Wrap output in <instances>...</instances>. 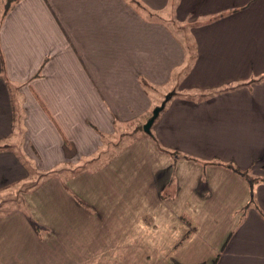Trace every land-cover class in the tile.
I'll return each mask as SVG.
<instances>
[{"label": "crops", "instance_id": "1", "mask_svg": "<svg viewBox=\"0 0 264 264\" xmlns=\"http://www.w3.org/2000/svg\"><path fill=\"white\" fill-rule=\"evenodd\" d=\"M137 1L1 14L0 192L83 171L22 191L41 235L0 213V264H264V0Z\"/></svg>", "mask_w": 264, "mask_h": 264}, {"label": "rangeland", "instance_id": "2", "mask_svg": "<svg viewBox=\"0 0 264 264\" xmlns=\"http://www.w3.org/2000/svg\"><path fill=\"white\" fill-rule=\"evenodd\" d=\"M13 1H16V0H0V16H1V14L4 12V6H6L7 4H9V3H12ZM170 20L171 19H169L168 20V22L167 23H169L170 22ZM184 25V24H183ZM181 26V23H172V22H170L169 23V26L171 27V30H173V32L174 33H177V34H179L180 33V31L181 32H183V35L184 36H186L187 37V40H188V35H189V33H188V31H187V27L186 26ZM178 27H182L181 29H177ZM184 29V31H182ZM11 92V95L13 96V98H14V93H12V91H10ZM167 92H168V90H167ZM164 94H166L165 92H164ZM162 99H166V95L164 96H162L161 97ZM162 104V102L160 103V105ZM152 111H153V109H152ZM152 111L149 113V115H148V118L151 116V114H152ZM147 118V119H148ZM17 135H18V132L16 131V130H14V132H13V134H12V138L11 137H9V138H7V139H3V140H0V150H2V149H11V153H13V154H15L16 156H18V158H19V160L20 161H22V162H20L22 165H24L25 167H26V169L27 170H29V171H31V168H30V162L28 161V159L26 158V156H25V154L23 153V151H22V148H21V145L19 144V140H15V138L17 137ZM125 139V138H124ZM15 140V141H14ZM118 143L120 142V141H117ZM6 146H10V147H6ZM119 148V149H118ZM107 149H110L111 151H113V153H115L116 152V150H120L121 149V147H107ZM117 151V152H118ZM108 154H110V153H108L107 151H101V153L99 152V153H97V157L95 156V158H94V161L96 162V160H102L103 158L105 159L106 158V156L108 155ZM15 156V157H16ZM169 159L171 160V161H173V156H171V155H169ZM4 163H6L7 165H9V160H10V158H3V159H1ZM97 162H99V161H97ZM100 162H102V161H100ZM81 164V163H80ZM95 164L96 163H92V164H89V165H87L86 166V169H89V168H93V169H95L96 167H93V166H95ZM174 164V163H173ZM82 165V164H81ZM79 166V165H78ZM81 171H83V170H81ZM81 171H79V168H77V165H75V166H71V167H67V166H65V167H63V168H61V170H60V174H59V176L61 177V174L63 173V174H66V175H68V176H73V174H75V172H81ZM41 173H42V171H40V173H38V174H36V177L38 178L39 177V181H41L42 182V180L41 179H44L45 177L44 176H42L41 175ZM249 175V174H248ZM249 177H250V175H249ZM251 178V177H250ZM249 178V179H250ZM34 179H36V178H34ZM46 179V178H45ZM27 181V180H26ZM24 182L23 184V190L24 191H26V190H28V189H30L31 187H32V184H34L35 182L33 181V180H30L31 181V186L29 185V183H27V182ZM38 181V182H39ZM247 182H248V184L250 185V183H249V181L247 180ZM23 190H20V192H18V193H13V192H11L10 190H6V191H2V192H0V213H2V212H4L5 210H7V209H9V208H11V207H16V208H19L22 212H24L25 213V215H26V217L29 215V213H30V211L28 210V208L26 207V204H25V197L23 196V194H22V191ZM8 191V192H7ZM5 192H7L6 194H3V193H5ZM30 193H31V191H30ZM161 197V196H160ZM88 211H90V212H92V213H94L93 212V209L92 208H86ZM31 214V213H30ZM32 215V214H31ZM30 215V216H31ZM181 221V220H180ZM181 222H184V219L181 221ZM37 224H39V223H37ZM35 231H36V233L37 234H39V235H41V233L43 232V231H38V230H36L35 229Z\"/></svg>", "mask_w": 264, "mask_h": 264}, {"label": "trees", "instance_id": "3", "mask_svg": "<svg viewBox=\"0 0 264 264\" xmlns=\"http://www.w3.org/2000/svg\"><path fill=\"white\" fill-rule=\"evenodd\" d=\"M131 2H133L134 4H139V2L137 1V0H130ZM15 1H13L12 3H9V4H7L6 6H4V12L6 13L8 10H9V8H10V6H12L13 5V3H14ZM262 78H264V75H263V77H261V78H259V79H262ZM254 81H257V79H253V80H251L250 82H254ZM172 95V93H168L167 94V96H166V98L167 99H162V103H163V107L165 106V104H166V101L170 98V96ZM163 107H162V109H163ZM161 109V110H162ZM160 110V111H161ZM147 135H151V131L150 132H148V133H146ZM168 154L169 155H171V156H177L178 158H183L184 156L183 155H180L179 153H177V152H170V151H168ZM184 158H186V157H184ZM81 164H83V162L81 163ZM228 166V168H230L231 170H233L234 172H237V173H239L240 175H242L246 180H248L249 181V183H252L253 182V179L252 178H250L249 177V175L247 174V172H242V171H240L238 168H236V167H234V166H232V165H230V164H228L227 165ZM58 174H60V170L59 169H57V168H55V169H52V170H48V171H43L42 173H41V175L42 176H44V177H55V176H58ZM250 178V179H249ZM40 179L38 178V180L36 181V183H34V185L32 184V186H36V185H38V181H39ZM31 214L29 213V215L27 216V219L29 220V222L31 223V225L33 226V228L34 229H36V230H38V231H42L43 229H42V227H40L38 224H37V222H36V220L33 218V216L31 215ZM174 264H177V263H174Z\"/></svg>", "mask_w": 264, "mask_h": 264}, {"label": "water", "instance_id": "4", "mask_svg": "<svg viewBox=\"0 0 264 264\" xmlns=\"http://www.w3.org/2000/svg\"><path fill=\"white\" fill-rule=\"evenodd\" d=\"M162 107H163V103H162L160 106L155 107V108L153 109V111H152L151 116H150V117L146 120V122L143 124V131H144L145 133L150 132V127H151L153 121L155 120V118L157 117L159 111L162 109Z\"/></svg>", "mask_w": 264, "mask_h": 264}]
</instances>
